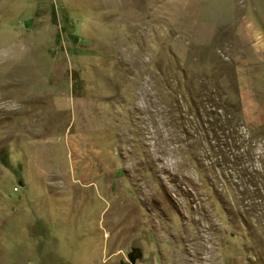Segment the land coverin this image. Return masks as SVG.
Listing matches in <instances>:
<instances>
[{
  "label": "rangeland",
  "instance_id": "374dc122",
  "mask_svg": "<svg viewBox=\"0 0 264 264\" xmlns=\"http://www.w3.org/2000/svg\"><path fill=\"white\" fill-rule=\"evenodd\" d=\"M135 249L264 264V0H0V264Z\"/></svg>",
  "mask_w": 264,
  "mask_h": 264
},
{
  "label": "water",
  "instance_id": "95a60500",
  "mask_svg": "<svg viewBox=\"0 0 264 264\" xmlns=\"http://www.w3.org/2000/svg\"><path fill=\"white\" fill-rule=\"evenodd\" d=\"M140 256H141L140 250L135 249L129 254V261L128 262H121L119 264H136V259Z\"/></svg>",
  "mask_w": 264,
  "mask_h": 264
},
{
  "label": "trees",
  "instance_id": "16d2710c",
  "mask_svg": "<svg viewBox=\"0 0 264 264\" xmlns=\"http://www.w3.org/2000/svg\"><path fill=\"white\" fill-rule=\"evenodd\" d=\"M3 164H5V165H7V166L9 165V164H8V163H6V162H3Z\"/></svg>",
  "mask_w": 264,
  "mask_h": 264
}]
</instances>
